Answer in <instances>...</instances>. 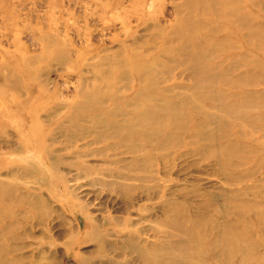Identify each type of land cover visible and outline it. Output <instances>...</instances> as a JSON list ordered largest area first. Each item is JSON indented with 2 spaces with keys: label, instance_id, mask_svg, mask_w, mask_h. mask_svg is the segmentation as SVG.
<instances>
[{
  "label": "rangeland",
  "instance_id": "rangeland-1",
  "mask_svg": "<svg viewBox=\"0 0 264 264\" xmlns=\"http://www.w3.org/2000/svg\"><path fill=\"white\" fill-rule=\"evenodd\" d=\"M212 217L264 264V0H0V264H227Z\"/></svg>",
  "mask_w": 264,
  "mask_h": 264
},
{
  "label": "bare ground",
  "instance_id": "bare-ground-1",
  "mask_svg": "<svg viewBox=\"0 0 264 264\" xmlns=\"http://www.w3.org/2000/svg\"><path fill=\"white\" fill-rule=\"evenodd\" d=\"M222 5L223 6H222V9L219 12V16H224L227 13L235 12L234 8L230 11L229 7H227V5H225L224 2H223ZM194 9L195 8H193L192 10H194ZM193 14L195 16L197 13H195V11H194ZM192 22L193 21H190L191 25L194 24ZM199 36L200 35H197L196 37L198 38ZM137 70L140 71V67ZM147 109H149L148 106L143 107L142 109L139 110V112L137 113V116H136L138 118V120L140 121V123L144 127L149 126L156 133L160 132L161 130L164 131V130L171 129L172 124H171L170 121L165 122L162 126L156 127L155 124L158 123L157 122L158 118L156 117L155 112L149 111L150 109L149 110H147ZM167 119L168 118L166 117V120ZM159 124L160 123H158V125ZM158 129H160V130H158ZM140 132L145 134L142 131H140ZM243 206H245V203L244 204H238L237 203L236 209L233 212V215L236 217L235 219H237V222H239V221L247 222L249 219H251V214H249V212L251 213V204L246 206L245 209L248 208V210L241 211V209H237V208L243 207ZM217 215L222 216V213L218 212ZM214 217H212V219H210L209 222L206 224V228H204V230L199 229L200 231H198L197 234L194 231V228L196 229V227H193L191 229L189 227H186L184 224H182L181 228H182L183 233H184V241L188 242V244H190L191 241L201 242V240L204 237L206 238V236H208V234L203 232V231H205L210 225L212 229H217L218 228V232L215 235L212 236V241H211V246L213 248L212 251L216 249V252L213 251L214 258L216 260L219 261L220 254H221V260H223V259L226 260V257H227V260H226L227 264H230L232 261H234L240 254L243 257V261L250 260L251 253H248V254L246 253L248 250H246V252H241V249H242V246H243L242 242H245L247 245L249 244V240H248L249 238L246 236L247 235V230H244L242 232V230L239 231L237 229H234V227H233L234 225L233 224H229L228 222L226 224H223V222H222L221 226H219V224L221 222L219 223V221H217ZM224 248H226V251H227L226 255L224 254ZM218 250H220V252ZM244 251H245V249H244ZM241 261H242V259H241ZM187 264H190V263L188 262ZM247 264H248V262H247Z\"/></svg>",
  "mask_w": 264,
  "mask_h": 264
}]
</instances>
